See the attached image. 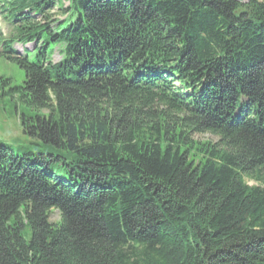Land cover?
Here are the masks:
<instances>
[{"label": "trees", "instance_id": "trees-1", "mask_svg": "<svg viewBox=\"0 0 264 264\" xmlns=\"http://www.w3.org/2000/svg\"><path fill=\"white\" fill-rule=\"evenodd\" d=\"M63 1L0 0V264H264V0Z\"/></svg>", "mask_w": 264, "mask_h": 264}, {"label": "rangeland", "instance_id": "rangeland-1", "mask_svg": "<svg viewBox=\"0 0 264 264\" xmlns=\"http://www.w3.org/2000/svg\"><path fill=\"white\" fill-rule=\"evenodd\" d=\"M65 6L69 5V0L63 1ZM53 12L56 14V18H62L63 13L58 7H55ZM55 19V18H54ZM11 29L5 25L4 22L0 23V35L2 32L8 33ZM38 44H28L26 49V55L30 59L35 60V55L39 51L37 48ZM22 46L15 45V49L25 55V53L20 49ZM1 50V48H0ZM21 51V52H20ZM48 52L53 56V60L58 62L62 58L60 46H54L51 43L48 46ZM0 76L13 77L14 81L17 83H22L24 79V70L21 69L16 63L7 61L4 58H0ZM22 113H30L29 107L22 103L18 96L15 97L5 96L0 97V144L7 145L14 151L20 154L24 153H39L44 151V148L37 144L38 140L32 138L24 133L23 125L20 121V115ZM195 138L199 140H210L213 142H218L220 137L211 133H196ZM248 183L253 185L256 184L254 180H248ZM61 214L58 210H54L51 214L52 222H59Z\"/></svg>", "mask_w": 264, "mask_h": 264}]
</instances>
